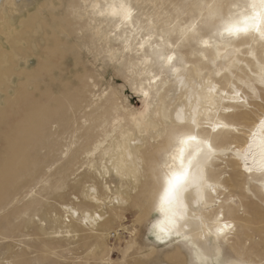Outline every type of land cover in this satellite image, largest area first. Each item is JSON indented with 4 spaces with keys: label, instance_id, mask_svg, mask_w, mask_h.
Returning a JSON list of instances; mask_svg holds the SVG:
<instances>
[{
    "label": "rangeland",
    "instance_id": "374dc122",
    "mask_svg": "<svg viewBox=\"0 0 264 264\" xmlns=\"http://www.w3.org/2000/svg\"><path fill=\"white\" fill-rule=\"evenodd\" d=\"M107 1L98 0L96 7L95 0H14L15 4L1 1L0 264H194L197 254L209 264H229L225 261L228 251L220 244L243 240L246 248L249 243L260 241L264 204L255 212L247 207L249 200L233 188L237 210L241 214L243 209L244 214L237 218L232 215L235 234H229V239H218L219 249L203 255L198 246L181 238L168 243L155 239L151 226L157 215L150 211L148 201H143L148 207L145 212L139 206L144 180L120 179L112 169L121 155L120 149L104 154L107 139L92 157L84 151L89 146L85 143L87 136L93 132L88 130L97 129L99 104L105 97L113 95L128 110L142 109L144 99L134 92L138 69L135 54H140V35L148 31L147 19L158 30L181 22L186 25L195 19L194 26L202 32L212 20L205 14L207 0L131 1L134 26L126 23L118 29L114 27L116 19L97 12ZM171 40L177 43L176 54H185L184 50L195 45L173 34ZM257 42L261 43L258 39L240 48L247 50L253 45L257 55L260 50L264 54V46ZM238 63L229 82L214 75L220 88L230 92L240 85L241 91L245 90L249 81L242 76L239 81L244 82H238L239 69H250L246 61ZM215 64H210L211 73ZM227 74L228 71L221 76ZM247 92L245 101L251 102ZM254 98L264 106V94L261 97L258 93ZM246 107L251 108L252 104L247 103ZM85 117L91 122H85L88 132L82 130ZM236 126L240 133L245 132V124ZM97 134L100 136V131ZM234 140L239 146L244 136ZM222 157L216 167L224 168L225 174L235 178L239 167L230 164L232 155ZM244 179L250 198L262 201L260 181L247 176ZM92 186L103 203L89 199ZM118 193L127 200L122 207L112 201ZM68 207L77 209L79 214L95 211L106 219L89 227L74 217ZM113 213L117 216L112 217ZM246 215L253 217L250 234L246 235L250 240L243 234L242 219ZM247 259L264 263L262 257Z\"/></svg>",
    "mask_w": 264,
    "mask_h": 264
},
{
    "label": "bare ground",
    "instance_id": "6f19581e",
    "mask_svg": "<svg viewBox=\"0 0 264 264\" xmlns=\"http://www.w3.org/2000/svg\"><path fill=\"white\" fill-rule=\"evenodd\" d=\"M8 1L14 3V0ZM131 1L136 3L138 0H125V3L130 5ZM113 2L114 0H108L102 9L97 8L98 14L116 19L115 29L124 26L126 23L134 26L133 15L129 20L122 21L120 18L107 13L108 5ZM206 2L208 8L205 14L212 20L205 24V30L202 32L194 26L195 19L188 20L186 25L181 22L175 26L170 25V28L159 30L155 28L151 19H147L146 29L148 31L144 35H140L141 38L137 47L140 54H135L138 69L135 72L137 83L134 86V92L139 93L144 99L142 109L128 110L121 107L113 95L107 96L99 104L101 113L104 114L101 116L100 113L98 116L99 123L95 126L97 129L94 130L93 127L90 129L85 123L90 119L85 117L83 122L87 126L84 124L86 128L82 126V130L90 129L88 131L92 130L93 132L91 131V136L88 137V135L87 139L81 135L82 139H86L85 143L89 145L88 147L86 144L84 146L87 148L84 150L87 152L85 155L92 157L95 151L102 149L104 142L109 140V144H106L105 148L103 147L102 152L104 154L114 148L121 150H119L120 152L117 150L118 153H121L120 157L117 155L118 161L115 157L117 162H112L115 175L120 176V179H130L133 182L144 180L139 197V206L145 212L148 207L143 204V201L146 200L149 203L150 211L157 215L151 226V233L156 240L168 243L174 238H181L185 241L187 237L188 243L198 246L203 255H207V252L213 249H219L218 239H229L231 237L229 234H235L232 231L234 224L231 216L234 215L237 218V215L240 214L238 212L240 209L237 210L235 199H233L236 196L235 191H240L241 197L249 200L246 205L255 212L259 211L260 206L264 204V172L257 170V166L253 163L254 156L257 160L259 159L255 150L252 153L247 151L252 133H258L257 140L264 136L258 129L260 121L264 120V106L254 100V96L258 93L261 97L264 94V54H260L262 52L260 50L259 55H257L253 51V45L247 50L240 48L245 44L257 41L258 38L248 36L234 40V38L222 37L219 34L220 18L227 19L229 15L241 11L247 0H207ZM97 5L98 0H95L93 6L96 7ZM151 27H154L155 31L150 30ZM138 28L143 27L139 25ZM172 34L173 36L177 35L178 39L184 37L185 41H193L194 47L184 50L185 54H176L174 49L177 43L171 40ZM103 35L108 37L107 33H103ZM256 44L260 47L264 46L258 42ZM250 55L253 58H249ZM167 56L173 57L171 65L166 62V59L161 60V57L166 58ZM239 61H246V66L250 69V71L243 67L239 69L238 82H244L243 80L239 81L242 76L249 81H246L248 84L245 90L241 91L242 86L240 85H235V89L230 92L220 88L214 75L222 77L225 82H229L233 72L239 68ZM214 62L216 64L211 73L210 64ZM226 71L229 74L221 76ZM252 91H255V94ZM245 92L252 98L251 102L245 101V99L247 100ZM247 103H251L252 107H246ZM95 104L97 105L98 102ZM255 106L259 108L256 109ZM120 108L124 110H120ZM121 111L125 112L121 113ZM89 113L87 112V114ZM254 113L255 115H253ZM77 120L79 119L77 118ZM87 123L91 124L90 121ZM237 124H245V132L240 133ZM77 130L75 132H78ZM98 131H100V136L97 134ZM83 132L80 133L83 134ZM95 132H97L96 137ZM177 133L196 135L199 139L207 141L212 145L214 155L203 167L204 183L202 188H189L184 193L183 202L187 206L186 222L182 221V227L169 229L166 235H161V238L158 239L154 225L162 217L156 211L154 201L160 187L159 178L167 171L165 166H173L170 157L176 147L173 138ZM239 135L244 136V141L237 146L234 138ZM81 149L82 152L84 148ZM192 151H195L194 146ZM226 154L232 155L230 164L239 167V170L234 174L235 178L225 174L224 168L216 167L218 165L216 162L221 156L224 158ZM246 154L248 156L247 161L244 159ZM244 176L250 177L251 180L260 181L259 193L262 196V201L256 202L250 198L245 190V187H248L246 186L248 182L245 181ZM233 188L237 190L233 192ZM88 197L96 204L103 203L97 196L94 186L89 188ZM109 200H111L110 197ZM112 201L117 206L122 207L127 200L118 193L113 195ZM68 210L80 222L89 227L96 226L98 220L106 219L105 215L100 216L95 211L86 210L79 214L75 208L68 207ZM243 214L242 209L239 216ZM113 215L117 216L116 213H113L112 217H114ZM251 218L253 217L247 215L245 218H241L243 234L248 240L250 237L246 235L250 234L251 231L249 225L252 221ZM225 225L230 227L224 229L223 233L219 232L218 230L224 228ZM258 235L260 241L249 243L246 248L243 240L236 243H234L235 241L232 243L225 241V244H220L228 251L225 261H228L229 264L232 262H237V264H264L253 263L247 259L253 257L264 259V253L261 252V249L264 250V227ZM246 252L249 254L247 255Z\"/></svg>",
    "mask_w": 264,
    "mask_h": 264
},
{
    "label": "snow or ice",
    "instance_id": "6c2138e0",
    "mask_svg": "<svg viewBox=\"0 0 264 264\" xmlns=\"http://www.w3.org/2000/svg\"><path fill=\"white\" fill-rule=\"evenodd\" d=\"M107 13L120 18L122 21H127L132 17L133 10L130 5L125 3V0H118V2L114 0L112 4L108 5ZM220 19L219 34L222 37L240 39L241 37L252 36L264 43V0H247L241 11L229 15L227 19L223 17ZM165 59L171 65L173 57H161V60ZM145 95L147 96V93ZM258 129L260 133L264 134V120L260 121ZM257 135V132L252 133L247 151L252 153L255 150L259 159L257 160L254 156L253 163L257 166V170L264 172V136L257 140ZM173 143L176 145L170 157L173 166H165L167 171L159 178L160 187L154 201V207L162 217L154 225L158 239L161 238V235H166L169 229L182 227V221L186 222L187 206L183 202L184 193L189 188H202L204 183L203 167L214 155L212 145L203 139H199L196 135L177 133L173 138ZM193 146L195 151H192ZM244 159L247 161V154ZM248 170L251 171V169ZM228 227L230 226L225 225L218 231L223 233L224 229ZM185 242H189L187 237ZM194 264H209V262L197 254ZM232 264H237V262H232Z\"/></svg>",
    "mask_w": 264,
    "mask_h": 264
}]
</instances>
